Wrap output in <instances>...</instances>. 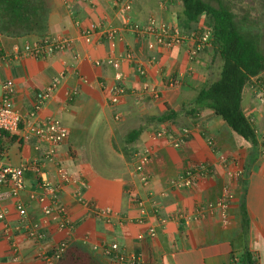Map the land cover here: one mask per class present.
<instances>
[{
  "label": "crops",
  "instance_id": "crops-1",
  "mask_svg": "<svg viewBox=\"0 0 264 264\" xmlns=\"http://www.w3.org/2000/svg\"><path fill=\"white\" fill-rule=\"evenodd\" d=\"M49 1L45 33L15 37L0 34V54H9L14 45L34 43L40 38L72 39L70 48L50 56H7L0 62V92L3 82L12 79L13 105L21 117L17 132L1 136L0 167L37 164L38 169L25 171V188L18 199L44 233L42 240H34L16 230V200L10 196L9 183L0 184V205L8 210L4 220L10 226L7 230L0 220V264H46L41 252L64 241L68 246H82L101 264H129L112 260L102 247L117 243L126 254L134 253L137 234L145 231L147 224L156 226L155 237L145 238L151 239L155 264H243L246 254L254 264H264V96L257 88L258 82L264 81V70L245 85L241 100V108L255 128L256 145L233 132L208 108H198L194 114L182 112L176 120L191 128L190 138L179 148L164 138L157 142L146 166L150 182L143 187L133 168L132 153L151 143L154 129L175 125L172 121L159 123L152 117L165 113L166 105L175 111L188 108L200 89L218 76L220 69L212 68L211 46L205 45L190 60L186 44L151 50L133 32L121 28L125 17L142 23L151 16L181 26L179 0L167 4L161 0H135L130 11L122 10L112 0ZM108 27L119 28V36L108 39ZM84 28L93 30L91 42L81 35ZM127 51L144 64L145 78L128 62ZM108 57L117 59L119 67L95 64ZM116 71L123 75L127 92L111 105L110 88ZM58 76L60 83L52 96L36 106L37 93ZM170 76L179 79V84L168 85ZM145 81L159 90L158 98L133 93ZM72 89H77V94L69 98ZM51 117L61 120L68 129L63 142L53 146L25 134L32 122ZM136 128H141V133L127 143V134ZM208 139L214 141V147ZM51 149L53 153L47 158ZM194 162L208 163L210 174L198 179L192 188L172 187V180ZM57 165L85 183L65 185L59 193L71 229L61 228L58 214H44L42 204L29 196L31 192L41 193L43 181L59 182ZM131 187L147 199L148 215L141 224L136 221L139 210L128 198ZM76 191L100 208L110 207L114 218L106 221L93 214L76 199ZM226 191L231 198L224 210L215 207L199 211ZM180 212L186 221L178 216ZM160 218L165 222L160 223Z\"/></svg>",
  "mask_w": 264,
  "mask_h": 264
},
{
  "label": "built area",
  "instance_id": "built-area-1",
  "mask_svg": "<svg viewBox=\"0 0 264 264\" xmlns=\"http://www.w3.org/2000/svg\"><path fill=\"white\" fill-rule=\"evenodd\" d=\"M68 3L67 0H63ZM135 0H112L113 4L118 6L124 11H130ZM162 4H167L172 0H161ZM70 7V6H69ZM122 29H128L136 36V38L146 44V46L153 50L157 48H169L172 46L186 44L188 58L193 60L207 45L210 39L211 32L209 30L202 33L191 32L186 34L183 32L179 25H172L164 21H159L155 17H149L145 22H136L129 17H125L122 22ZM119 28L108 27L105 31L108 39H115L119 36ZM81 35L87 42L92 41L93 30L84 28L81 30ZM72 45V39L63 36L53 39L40 38L34 43H25L21 46L14 45L9 54H0V62L2 59L9 58L18 59L21 56H31L34 58H42L50 56L57 51H62L70 48ZM126 59L134 67V70L139 76L145 78L147 75L144 64L136 60L131 52H126ZM110 64L115 68L119 67L117 59L108 57L105 59H98L95 61L96 65ZM60 77H56L52 80L43 90L39 91L36 95V106H41L46 100H48L54 91L57 89L60 83ZM123 75L120 71L115 72V83L110 88L109 102L111 105H116L120 98L127 92V88L122 84ZM167 84L170 86H176L179 84V79L175 77H168ZM257 88L264 96V81H260L257 84ZM15 91V85L12 79H6L2 84L0 92V139L3 133H13L20 129L21 117L18 111L13 105V94ZM135 95L142 96L149 94L155 98L159 97V90L147 83L143 82L138 90L133 91ZM77 94V89L69 90V98H73ZM118 118V114L115 115ZM26 135H34L38 138L48 141L51 145L55 146L63 142L68 136L67 127L58 118H47L43 121H35L29 124L25 132ZM192 132L188 125L176 126V125H164L154 129L150 133L151 143L148 145L136 149L132 153L133 168L135 174L138 177L140 184L143 187H147L150 182V176L146 171L147 164L151 161L155 154V146L161 139H167L168 142L175 148L182 147L185 142L190 138ZM207 143L214 147V141L208 139ZM1 153V145H0ZM50 155H46L47 158L51 157L53 149L49 152ZM29 168L38 169L37 164L26 163L20 166H12L4 164L0 167V184L8 182L10 186V196L14 198L15 208L19 214V220L16 225V230L21 231L26 237L34 240H42L44 233L41 231L39 225L32 221L28 216L25 209V205L18 199L19 195L25 188L24 173ZM57 171L59 174V182L52 184L46 181L41 183V193L35 195L34 192L29 194L30 198H35L42 204V211L44 214H50L53 211L58 214L59 226L61 228L71 229L72 222L68 215L66 206L59 200L60 190L71 183L85 184L83 180L75 178L70 174L63 166L57 165ZM211 167L205 162H194L184 168V170L177 175L171 182L174 188H192L195 183L203 176L210 174ZM76 199L88 207V209L95 215L102 216L106 221H111L115 213L110 207L100 208L93 203L87 201L81 192H75ZM128 198L135 204L139 210V215L136 218L138 223H143L145 217L148 215L146 198L141 197L139 193L131 187L129 189ZM231 198V194L226 191L219 200L214 203L207 204L206 207H200L199 211L207 208L209 211L215 207L224 210L227 206V200ZM153 203L152 196L149 197ZM8 210L6 207L0 205V220L4 221L5 228L9 230L10 226L4 220L6 218ZM155 212V211H154ZM178 216L185 219V214L180 212ZM165 219L160 218V223H164ZM156 235V226L153 224H147L146 230L137 234V240L141 241L145 238H153ZM67 242H61L57 244L52 250L41 252L40 256L44 259L46 264H56L58 259L62 256L66 248ZM102 249L106 255L117 262L128 261L129 264H137L140 259V255L137 253L126 254L117 243H111L109 245H103Z\"/></svg>",
  "mask_w": 264,
  "mask_h": 264
},
{
  "label": "trees",
  "instance_id": "trees-1",
  "mask_svg": "<svg viewBox=\"0 0 264 264\" xmlns=\"http://www.w3.org/2000/svg\"><path fill=\"white\" fill-rule=\"evenodd\" d=\"M180 27L196 24L204 15L211 31L210 44L221 59L218 76L200 89L188 108L179 111L166 105L165 113L151 119L159 123L176 120L185 112L194 114L205 107L222 118L229 128L244 140L256 145L257 135L252 122L241 108L245 85L264 70V51L257 36L241 29L235 22L233 12L226 6H214L207 0H179ZM48 0H0V34L25 36L42 35L47 31ZM141 128L131 130L126 142L131 143L141 133ZM135 253L140 255L137 264H155L152 258L151 239L138 241ZM56 264H101L78 244H70ZM243 264H254L249 254Z\"/></svg>",
  "mask_w": 264,
  "mask_h": 264
},
{
  "label": "rangeland",
  "instance_id": "rangeland-1",
  "mask_svg": "<svg viewBox=\"0 0 264 264\" xmlns=\"http://www.w3.org/2000/svg\"><path fill=\"white\" fill-rule=\"evenodd\" d=\"M207 1L214 6L223 5L228 7L234 14V19L236 24L241 29L251 32L253 35L257 36L259 46L264 51V0H207ZM199 21L201 22V25H197V23L189 24L187 25V27L182 28L183 32L186 34H189L191 32L202 33L210 29L207 24L206 16L203 15ZM208 45L211 46L214 52L212 56V68L215 70H217V68L220 69L221 59L218 56V54L215 52L214 47L210 44V41L207 43V46ZM213 76L215 77L216 75ZM172 123L175 124L176 126L186 125L184 122L180 121L179 119L172 121Z\"/></svg>",
  "mask_w": 264,
  "mask_h": 264
}]
</instances>
